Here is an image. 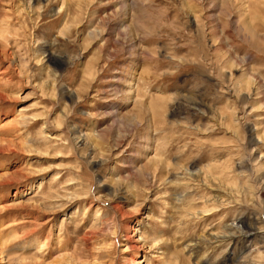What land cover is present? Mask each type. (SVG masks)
Instances as JSON below:
<instances>
[{"label":"rangeland","instance_id":"obj_1","mask_svg":"<svg viewBox=\"0 0 264 264\" xmlns=\"http://www.w3.org/2000/svg\"><path fill=\"white\" fill-rule=\"evenodd\" d=\"M123 1L0 0V264H264V0Z\"/></svg>","mask_w":264,"mask_h":264},{"label":"bare ground","instance_id":"obj_2","mask_svg":"<svg viewBox=\"0 0 264 264\" xmlns=\"http://www.w3.org/2000/svg\"><path fill=\"white\" fill-rule=\"evenodd\" d=\"M124 1H126V0H124ZM124 1L121 3V4H122V5L120 6L121 8H125V5H124L125 3H124ZM134 5H135L134 2H131V3H130V6H132V7H134ZM228 237L230 238V237H232V236L229 235Z\"/></svg>","mask_w":264,"mask_h":264}]
</instances>
